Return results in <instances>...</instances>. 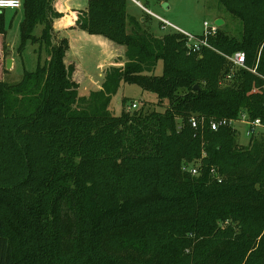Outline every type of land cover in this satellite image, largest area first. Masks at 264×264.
Returning <instances> with one entry per match:
<instances>
[{
    "label": "trees",
    "instance_id": "obj_1",
    "mask_svg": "<svg viewBox=\"0 0 264 264\" xmlns=\"http://www.w3.org/2000/svg\"><path fill=\"white\" fill-rule=\"evenodd\" d=\"M127 2L88 0L77 15L125 57L80 95L52 27L61 14L21 0L15 50L39 49L34 69L0 80V264H264V130L243 145L233 126H209L242 112L264 124V0H217L242 34L219 26L198 52L178 31L155 35ZM235 51L255 72L231 68L222 54ZM121 82L163 109H125L124 97L113 115Z\"/></svg>",
    "mask_w": 264,
    "mask_h": 264
},
{
    "label": "rangeland",
    "instance_id": "obj_2",
    "mask_svg": "<svg viewBox=\"0 0 264 264\" xmlns=\"http://www.w3.org/2000/svg\"><path fill=\"white\" fill-rule=\"evenodd\" d=\"M147 10L144 12L133 0H128L127 8L130 12L137 13L136 16H145L146 22L144 25L152 31L155 35H163L172 31V27L163 28L156 18V15L163 17L167 21L173 23L177 27L183 29L194 35H200L204 31L203 22L207 21L208 24L214 23L216 17L224 18L225 23L221 25V28L227 31L229 34L236 37H240L242 34V26L237 18L228 15L222 10L217 0H138ZM3 11L4 19L8 26L7 34L9 41L13 43L12 47L8 51L0 52V80L8 82L17 81L25 69H34L37 61V51L39 49L38 44H28L21 54H18L15 50V46L18 42V24L17 20L21 19L22 12L20 9L6 8ZM138 12H141L138 14ZM148 12V13H147ZM154 13V14H152ZM40 26L35 28V33L38 34ZM81 31V30H80ZM84 36H89L88 33L81 31ZM56 34V33H55ZM58 35V34H56ZM59 36H62L59 34ZM113 46L116 44L112 43ZM124 49V46L117 45ZM102 46L93 44L89 38H83L80 42V48H78V61L80 62L79 71L75 73L74 78L82 80L80 83L82 86L79 88V94L83 95L87 93L88 89H93L96 83L103 80V74L100 75L101 70L97 67V62L101 58L100 52ZM116 52V51H115ZM43 57V54H42ZM11 59L10 66H6V59ZM123 59V57H122ZM125 60V59H124ZM116 61V59H115ZM107 66L103 69V71ZM162 72V63L159 60L153 73L160 74ZM87 87L86 89L84 87ZM126 98L125 109L132 102H136L137 107H145V109H157L162 110L163 107L156 103L157 97L154 93L146 91L136 84L121 82L117 91L111 95L109 110L113 115L120 114L123 105L122 98ZM132 110V109H131ZM235 128L237 129V141L243 145L248 143V136L245 133V125L241 122H235Z\"/></svg>",
    "mask_w": 264,
    "mask_h": 264
},
{
    "label": "crops",
    "instance_id": "obj_3",
    "mask_svg": "<svg viewBox=\"0 0 264 264\" xmlns=\"http://www.w3.org/2000/svg\"><path fill=\"white\" fill-rule=\"evenodd\" d=\"M87 1L88 0H52V5H53L54 9L61 14L59 17H57L53 20L52 27H53V30L56 34L66 36L68 39L69 48H68L66 56H67L69 62H73L75 64L76 71L74 72V75L76 72L79 71L80 62L77 59L78 58L77 52H78V48L81 50V48H80L81 40L83 38L87 37L90 39V41L93 44H96L98 46H102L101 47L102 51L100 52L101 58L97 62V67L101 70L100 75H102L103 72H105V70L111 66L119 67V66L123 65L124 59H125L124 49L120 48L117 45L113 46V44H112L113 42L110 41L108 38L102 36V35L90 34L84 30L79 29L75 25V20L77 18V15L86 8ZM133 1L140 8H142L143 11L147 10L148 12H150L138 0H133ZM127 11L129 14L137 17L138 19H140V21H142V19H143L142 15L136 16L137 13H135L134 11L130 12L128 8H127ZM0 12H1V10H0ZM4 13H5V11H4ZM140 13L141 12H138V14H140ZM152 14H154V13H152ZM217 18H222V17H216L215 19H217ZM222 19L224 21V18H222ZM19 21H20V19L17 20L16 24H18ZM224 23H225V21L223 22V24ZM5 25H6L5 33L4 34L0 33V52L1 53L3 50L8 51V49H10L13 45V43H11L9 41V37L7 34L9 24H7L6 20H5ZM80 30L88 33L89 36H84V34ZM122 57H123V59H122ZM115 59H116V61H115ZM106 66H107V68L103 71V69ZM103 78H104V74H103ZM75 80L78 82L79 88H80V86H82V84L80 82L82 80H85V79H82L80 81L77 78H75ZM102 81L97 82L95 85L96 87L93 89H88L87 93H85V94H88V92H90L91 90L99 89L101 87ZM84 88L86 89L87 87H84Z\"/></svg>",
    "mask_w": 264,
    "mask_h": 264
},
{
    "label": "built area",
    "instance_id": "obj_4",
    "mask_svg": "<svg viewBox=\"0 0 264 264\" xmlns=\"http://www.w3.org/2000/svg\"><path fill=\"white\" fill-rule=\"evenodd\" d=\"M11 8V9H20L21 8V0H0V10ZM155 15V14H154ZM159 20L161 26L172 27V30L178 31L183 34L185 46L188 52H198L203 46L210 47L208 42V36L216 33L217 27L214 23L208 24L207 21L203 22L204 31L200 35H194L183 29L177 27L173 23L167 21L161 16L155 15ZM231 64V68H244L246 70H251L255 72V68L247 67L245 64V53L243 51H235L232 54H222ZM231 72L224 75V79L231 78ZM261 90L264 92V83L261 86ZM137 107L136 102H132L127 109H135ZM235 122H241L245 125V133L248 137L256 134L260 130H264V124L260 120V118L250 119L246 113L242 112L238 118H216L212 119L209 122V126L211 129L215 130L220 126H234ZM190 123L193 127L197 126V120L192 117L190 119ZM249 139V138H248ZM192 174H196V167H188L187 168Z\"/></svg>",
    "mask_w": 264,
    "mask_h": 264
},
{
    "label": "water",
    "instance_id": "obj_5",
    "mask_svg": "<svg viewBox=\"0 0 264 264\" xmlns=\"http://www.w3.org/2000/svg\"><path fill=\"white\" fill-rule=\"evenodd\" d=\"M223 19L222 18H217V19H215L214 20V24L216 25V26H221L222 24H223ZM10 63H11V59L9 58V59H7L6 60V66L7 67H9L10 66Z\"/></svg>",
    "mask_w": 264,
    "mask_h": 264
}]
</instances>
